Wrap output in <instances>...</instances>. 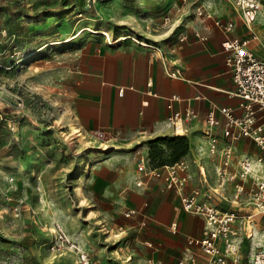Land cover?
Here are the masks:
<instances>
[{
	"label": "crops",
	"instance_id": "1",
	"mask_svg": "<svg viewBox=\"0 0 264 264\" xmlns=\"http://www.w3.org/2000/svg\"><path fill=\"white\" fill-rule=\"evenodd\" d=\"M134 4L136 7L131 6L132 12L126 14L121 25L110 21L112 13L118 12L121 0H108L106 8L99 6L101 15L100 11L96 15L110 20H105L106 24L95 21V31L102 34L99 30L104 28L117 41L111 43L102 35L81 41L66 63L52 71L53 99L61 119L72 122L83 134L81 138L92 139L85 145L78 144V166L83 178L81 185L107 203L104 209L93 206V211L111 227V232L113 227L134 229L138 241L145 245L140 251L141 258L129 263L130 254L123 263L144 264L151 258L156 264H177L187 247L186 238L200 234L203 218L183 211L177 194L164 188L161 179H152L145 191L132 188L131 184L138 178L136 161L148 157L152 141L182 135L188 141L183 157L189 163L190 175L183 192L187 194L197 188L209 193L214 202L222 197L232 198L230 183L218 194L212 193L217 159L200 151L204 149V119L212 105L227 106L234 114L241 113L238 99L228 96L234 85L220 47L223 36L212 20L231 21L233 28L229 36L248 38V49L256 57L264 58V10L259 9L252 24L247 26L229 0H135ZM162 9L174 23L166 21L161 25L160 20L149 17V13ZM200 10L211 18L198 15ZM181 35L185 39L179 41ZM138 41L146 45H139ZM174 70L177 74L170 76ZM171 95L179 98L172 102L174 110L190 108L195 113L181 133H174L167 121L170 114L167 98ZM215 115L221 123L222 116L217 111ZM98 129L106 134L103 142L106 148L99 146V150H91L93 147L89 144L98 141L92 131ZM215 133L219 143H223L219 126ZM233 146L237 154L258 153L245 138L234 141ZM196 164L202 165L204 177ZM226 203L220 201L218 206L225 208ZM243 203L244 206L238 207L242 210L239 216L252 210L246 199ZM229 208L235 209L230 203ZM253 214V228L259 232L264 220L259 214ZM172 223L174 227L170 226ZM189 247L198 260L203 259L198 247Z\"/></svg>",
	"mask_w": 264,
	"mask_h": 264
},
{
	"label": "rangeland",
	"instance_id": "2",
	"mask_svg": "<svg viewBox=\"0 0 264 264\" xmlns=\"http://www.w3.org/2000/svg\"><path fill=\"white\" fill-rule=\"evenodd\" d=\"M0 3V264H71V252L59 256L50 249V228L55 222L87 249L97 264H126L123 262L130 254L129 263H134L145 245L138 241L134 229L113 227L112 233L93 211V206L104 209L107 203L81 185L78 166V144L92 139L81 138L82 133L73 142L62 137L61 132L69 131L72 122L61 119L53 99L52 71L66 63L81 41L97 35L106 36L111 43L117 41L104 28L98 34L93 24L110 20L96 15L99 6L107 7L108 0ZM134 3L121 0L110 21L123 24L131 6L136 7ZM6 4L16 6L15 13H8ZM149 14L161 25L174 23L165 9ZM89 145L91 150H99L98 142ZM150 150L160 162L172 160L164 143L152 145ZM76 186L81 188L84 206L79 203L81 196L74 194ZM226 202L223 206L229 208V200ZM88 210L95 219L87 218ZM263 228L260 224L259 235L252 241L238 233L242 258L256 242L263 243Z\"/></svg>",
	"mask_w": 264,
	"mask_h": 264
},
{
	"label": "built area",
	"instance_id": "3",
	"mask_svg": "<svg viewBox=\"0 0 264 264\" xmlns=\"http://www.w3.org/2000/svg\"><path fill=\"white\" fill-rule=\"evenodd\" d=\"M229 1L236 9L240 20L247 26L252 24L261 8L260 0ZM197 14L211 18L204 10L197 11ZM212 24L223 36L220 47L225 53L224 63L234 85L228 96L238 99L237 107L240 108L241 113L234 114L227 106L212 105L204 119L202 131L204 149L200 151L217 159L216 185L212 193L218 194L227 183H230L233 188L232 198L229 200L222 197L214 202L209 193L200 192L197 188L187 194L184 193V186L190 178L189 163L184 157L159 167L151 166L147 158H138L135 166L138 178L133 181L131 187L145 191L152 179H161L164 188L172 189L177 194L183 211L203 218L200 234L186 238L187 247L177 260V264H264V241L256 242L254 247H250L245 258H242L237 240L238 233L241 232L245 239L253 240L254 212L264 220V58L256 57L248 49V38L229 36L233 28L231 21L214 18ZM200 38L205 39L204 36ZM251 38L255 36L252 35ZM184 39V35L179 37V41ZM138 44L146 45L141 41H138ZM169 74L175 76L177 71H171ZM178 100L176 95H171L167 98L166 105L170 110L167 121L174 133H181L184 124L195 116L190 108H185L183 111L174 110L172 102ZM216 111L222 116L221 123L216 118ZM217 126L220 128L219 135L223 138V143H219L218 135L215 133ZM92 135L98 140V146L106 148L103 146L106 140L104 131L93 130ZM240 138L251 141L258 153H235L233 142ZM196 166L201 177H204L202 165L196 164ZM244 199L252 206V210L244 216H239L238 212L242 210L238 207ZM228 200L235 209L218 206V202ZM170 226L175 225L172 223ZM50 234L53 240L50 249L59 256L66 251L71 252L73 254L71 264H97L88 250L74 241L59 223L53 224ZM189 246L198 247L203 259L198 260ZM156 263L151 258L144 262V264Z\"/></svg>",
	"mask_w": 264,
	"mask_h": 264
},
{
	"label": "trees",
	"instance_id": "4",
	"mask_svg": "<svg viewBox=\"0 0 264 264\" xmlns=\"http://www.w3.org/2000/svg\"><path fill=\"white\" fill-rule=\"evenodd\" d=\"M1 1H4V0H0V2ZM4 8L6 9L8 13L9 12L15 13V11L13 10L16 9V6H14L13 8L6 4ZM162 143H164L166 147L170 150V155L172 157V160L169 162H160L158 159L154 158L153 152L150 150V146L152 145L159 146ZM150 146H149L150 151H148V157H147L148 162L153 167H159L164 164H171L175 162L176 160H178L180 157H183L187 152L188 141H187V138L182 135H174L173 137H163L155 141H152L150 143Z\"/></svg>",
	"mask_w": 264,
	"mask_h": 264
},
{
	"label": "bare ground",
	"instance_id": "5",
	"mask_svg": "<svg viewBox=\"0 0 264 264\" xmlns=\"http://www.w3.org/2000/svg\"><path fill=\"white\" fill-rule=\"evenodd\" d=\"M261 9V8H260ZM68 130L66 133L61 132L62 137H64L66 140H68V142H73V139L76 140L75 137H78V135H81V132L74 126L73 123H70L68 126ZM80 140V139H79ZM78 141V140H77ZM74 194L77 196H81L79 203L81 205H86V202L84 200V198L82 197V191L81 188L79 186H76L74 188ZM87 218L88 219H95V215L93 214V212L91 210H88L87 212ZM99 220L97 219V221H95L96 224H98ZM105 229V228H103ZM107 232V231H106ZM258 233L255 232L254 237L253 238H257L258 237ZM110 236L114 237L112 233H110ZM263 237V236H262Z\"/></svg>",
	"mask_w": 264,
	"mask_h": 264
}]
</instances>
